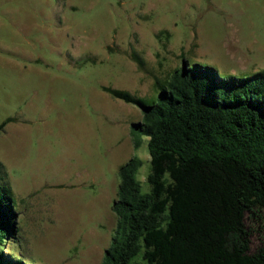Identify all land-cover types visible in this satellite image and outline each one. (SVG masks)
I'll return each instance as SVG.
<instances>
[{
  "label": "rangeland",
  "instance_id": "rangeland-1",
  "mask_svg": "<svg viewBox=\"0 0 264 264\" xmlns=\"http://www.w3.org/2000/svg\"><path fill=\"white\" fill-rule=\"evenodd\" d=\"M183 64L221 89L263 68L264 0H0V183L18 227L0 249L12 261L101 263L118 167L147 147L130 139L140 105L104 86L155 98Z\"/></svg>",
  "mask_w": 264,
  "mask_h": 264
},
{
  "label": "trees",
  "instance_id": "trees-1",
  "mask_svg": "<svg viewBox=\"0 0 264 264\" xmlns=\"http://www.w3.org/2000/svg\"><path fill=\"white\" fill-rule=\"evenodd\" d=\"M219 80L183 64L155 98L104 86L141 106L129 133L133 146L151 137V195H140L133 155L118 167L117 225L100 264H264V67L226 77L224 89ZM165 172L174 185L162 183ZM15 213L0 183V243L15 236Z\"/></svg>",
  "mask_w": 264,
  "mask_h": 264
},
{
  "label": "clouds",
  "instance_id": "clouds-1",
  "mask_svg": "<svg viewBox=\"0 0 264 264\" xmlns=\"http://www.w3.org/2000/svg\"><path fill=\"white\" fill-rule=\"evenodd\" d=\"M144 140L150 141L151 137L150 136H145L143 137ZM137 159L141 161L140 167L137 169V172L134 176V179L136 183L140 186V195L141 196H149L151 195V186L149 184L148 177L151 174L150 169H151V155L150 151L147 149L146 146H144L142 151H138L137 154ZM162 183H165V187L168 185H174L175 181L171 178V175L168 172H165L163 177H162ZM168 213L165 211L164 216H167ZM167 220H161L159 223V228L163 230H167Z\"/></svg>",
  "mask_w": 264,
  "mask_h": 264
},
{
  "label": "water",
  "instance_id": "water-1",
  "mask_svg": "<svg viewBox=\"0 0 264 264\" xmlns=\"http://www.w3.org/2000/svg\"><path fill=\"white\" fill-rule=\"evenodd\" d=\"M141 107V106H140Z\"/></svg>",
  "mask_w": 264,
  "mask_h": 264
}]
</instances>
